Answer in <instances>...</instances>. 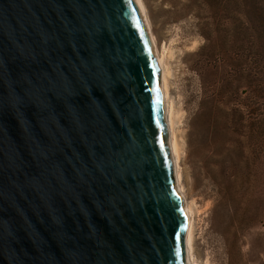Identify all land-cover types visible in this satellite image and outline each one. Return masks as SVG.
Listing matches in <instances>:
<instances>
[{
    "label": "water",
    "instance_id": "water-1",
    "mask_svg": "<svg viewBox=\"0 0 264 264\" xmlns=\"http://www.w3.org/2000/svg\"><path fill=\"white\" fill-rule=\"evenodd\" d=\"M187 232L137 0H0V264H187Z\"/></svg>",
    "mask_w": 264,
    "mask_h": 264
},
{
    "label": "rangeland",
    "instance_id": "rangeland-1",
    "mask_svg": "<svg viewBox=\"0 0 264 264\" xmlns=\"http://www.w3.org/2000/svg\"><path fill=\"white\" fill-rule=\"evenodd\" d=\"M172 69L200 264H264V0H144Z\"/></svg>",
    "mask_w": 264,
    "mask_h": 264
},
{
    "label": "bare ground",
    "instance_id": "bare-ground-1",
    "mask_svg": "<svg viewBox=\"0 0 264 264\" xmlns=\"http://www.w3.org/2000/svg\"><path fill=\"white\" fill-rule=\"evenodd\" d=\"M137 2L147 23L156 59L161 69V88L164 98L165 118L168 129V143L171 148L172 158L174 160L177 188L184 200V208L188 220V232L186 236L187 264H200L196 258L195 253V233L197 228L198 210L196 203L194 201H190L187 196V190L183 184V175L181 169L182 145L180 143L178 131V125L180 123V111L176 107L175 101L172 97L171 79L173 78V73L171 67L167 62V59L169 58V56L171 57L172 53H170V55L168 56L169 52L166 48H164L162 52L160 51L157 39L153 33L151 20L148 16L144 0H137Z\"/></svg>",
    "mask_w": 264,
    "mask_h": 264
}]
</instances>
